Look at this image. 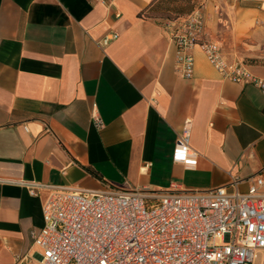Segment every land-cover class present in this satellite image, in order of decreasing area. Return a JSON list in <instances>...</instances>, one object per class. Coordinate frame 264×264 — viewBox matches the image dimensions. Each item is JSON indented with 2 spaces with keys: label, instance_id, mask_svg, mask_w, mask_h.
I'll use <instances>...</instances> for the list:
<instances>
[{
  "label": "crops",
  "instance_id": "crops-1",
  "mask_svg": "<svg viewBox=\"0 0 264 264\" xmlns=\"http://www.w3.org/2000/svg\"><path fill=\"white\" fill-rule=\"evenodd\" d=\"M187 3L203 8V39L264 80V0H0V264H42L32 232L48 191L33 197L23 181L101 192L239 180L245 194L264 180L260 89L225 80L200 49L193 78L176 71L164 24ZM189 121L191 168L174 162Z\"/></svg>",
  "mask_w": 264,
  "mask_h": 264
},
{
  "label": "built area",
  "instance_id": "built-area-1",
  "mask_svg": "<svg viewBox=\"0 0 264 264\" xmlns=\"http://www.w3.org/2000/svg\"><path fill=\"white\" fill-rule=\"evenodd\" d=\"M111 5L113 0H98ZM164 29L176 46V71L194 77L195 50L225 79L252 84L264 95V80L239 60L228 62L223 46L203 39V8L167 20ZM112 33L102 41L116 40ZM95 124L103 128L96 114ZM192 122L177 139L174 162L191 168L198 153L190 146ZM231 186L210 191H184L172 183L166 191L111 189L86 192L68 187L23 181L30 195L48 191L43 206L44 226L32 232L42 264H253L264 249V180L245 194Z\"/></svg>",
  "mask_w": 264,
  "mask_h": 264
},
{
  "label": "trees",
  "instance_id": "trees-1",
  "mask_svg": "<svg viewBox=\"0 0 264 264\" xmlns=\"http://www.w3.org/2000/svg\"><path fill=\"white\" fill-rule=\"evenodd\" d=\"M188 3L185 6L182 5V15H174L173 16L172 14H170L168 12L167 20H174V19H178L180 17L188 16L189 14L193 13L195 10L201 8L200 6L196 7V5L194 3L193 4H188ZM147 16L153 17V12L148 13Z\"/></svg>",
  "mask_w": 264,
  "mask_h": 264
}]
</instances>
